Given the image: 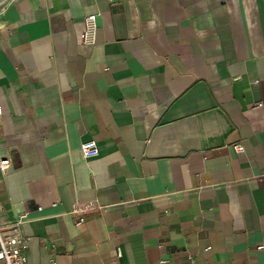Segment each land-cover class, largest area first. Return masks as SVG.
<instances>
[{
	"label": "crops",
	"instance_id": "obj_1",
	"mask_svg": "<svg viewBox=\"0 0 264 264\" xmlns=\"http://www.w3.org/2000/svg\"><path fill=\"white\" fill-rule=\"evenodd\" d=\"M3 158L24 264H264V0H0Z\"/></svg>",
	"mask_w": 264,
	"mask_h": 264
},
{
	"label": "built area",
	"instance_id": "obj_2",
	"mask_svg": "<svg viewBox=\"0 0 264 264\" xmlns=\"http://www.w3.org/2000/svg\"><path fill=\"white\" fill-rule=\"evenodd\" d=\"M96 13H88L82 18V34H81V44L86 46H93L96 41ZM259 104L257 103L256 106ZM232 148L236 152L243 151L240 144L232 145ZM79 151L84 159H90L98 154V149L96 143L93 139H86L80 142ZM10 166V161L8 158L0 159V171L5 172ZM72 212H77V210H72ZM26 219V213H19L15 221L0 225V264H24L25 258L20 251V245L22 239L17 234V227ZM82 219H78L75 224H80ZM262 246L258 245L256 249H261ZM50 264H55L54 259H50Z\"/></svg>",
	"mask_w": 264,
	"mask_h": 264
}]
</instances>
